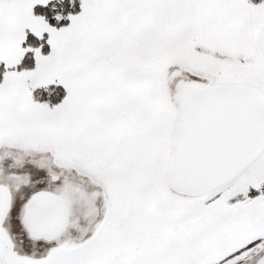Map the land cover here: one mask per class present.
Segmentation results:
<instances>
[{
    "label": "snow or ice",
    "instance_id": "1",
    "mask_svg": "<svg viewBox=\"0 0 264 264\" xmlns=\"http://www.w3.org/2000/svg\"><path fill=\"white\" fill-rule=\"evenodd\" d=\"M0 264H264V0H0Z\"/></svg>",
    "mask_w": 264,
    "mask_h": 264
}]
</instances>
